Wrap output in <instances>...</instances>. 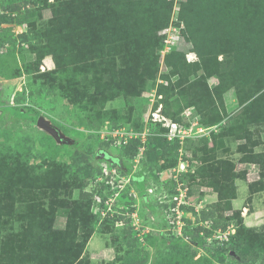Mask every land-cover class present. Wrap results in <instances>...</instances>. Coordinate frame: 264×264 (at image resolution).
<instances>
[{"label":"rangeland","instance_id":"obj_1","mask_svg":"<svg viewBox=\"0 0 264 264\" xmlns=\"http://www.w3.org/2000/svg\"><path fill=\"white\" fill-rule=\"evenodd\" d=\"M14 1L0 0V13ZM160 1L21 0V12L0 27V201L7 205L11 199L14 208L10 224L0 229V264L26 258L35 263L43 251L57 263L53 257L61 248L63 264H162L165 253H180L175 241L199 227L212 230H200L199 237L226 240L190 242L198 249L194 260L237 264L223 242L233 244L240 217L264 241V110L257 114L264 103V0ZM181 6L206 23L204 34L199 31L203 39L215 29L213 42L202 44L205 59L214 64L210 70L217 71L210 77L185 34ZM169 11L167 25L160 27ZM97 29L114 32L107 36ZM22 32L30 43L20 42ZM10 37L15 45L5 43ZM140 75L148 76L141 88L130 83ZM24 91L26 99L17 103ZM10 106L38 109L61 137ZM228 119L233 125L222 126ZM173 124L184 131L179 153L155 154L169 168L158 179L146 169L147 192L141 195L132 180L144 166L147 143L158 137L173 143ZM120 128L145 142L134 159L120 154L121 135L114 134ZM75 160L86 164L87 173H80L89 181L86 190L103 184L105 191L112 189L101 180L91 184L99 177L88 174L93 166L107 167L115 184L124 185L112 189L116 198L106 216L105 203L91 204L101 214L93 233L68 226L73 211L85 205L67 179ZM127 166L128 183L120 169ZM180 189L188 208L177 213L175 206L170 210V197ZM211 209L214 217L202 220V210Z\"/></svg>","mask_w":264,"mask_h":264},{"label":"trees","instance_id":"obj_2","mask_svg":"<svg viewBox=\"0 0 264 264\" xmlns=\"http://www.w3.org/2000/svg\"><path fill=\"white\" fill-rule=\"evenodd\" d=\"M150 1L155 2L156 4L163 2L160 0H150ZM205 1H208V0H192L191 2L195 4V2L198 3V2H205ZM149 5H151V4H149ZM147 6L148 5H145V7H147ZM22 8H23V5L21 4V0L14 1V2L10 3V5L5 6L4 11L2 13H0V27L5 23L12 22L13 13H15V12L20 13ZM168 8H169V6H168ZM181 9H182L181 18L186 24L185 34L188 36L189 40L191 39V41L193 42V44L196 48L195 51L198 53V55L201 57V59L203 61V69L206 72H208L207 73L208 75L206 77H210L213 74H215L214 72H217V71L214 69L210 70L209 67L213 66L214 64L210 65V61L205 59L206 53L204 52V47H202V44L204 42H207L206 44L208 46L213 42V38H215V29L213 30L214 34H211V35L209 33V30H208V33H209L208 37H210L208 39V41L203 39L200 32L202 34H204L203 28L206 26V23L199 20V18L195 17L193 14L194 11L186 12L185 6H183V7L181 6ZM30 13L33 14V11H31ZM170 15H171V12L169 11L168 16H166L162 19V23H161L160 27L167 25V22H168V19L170 18ZM208 15L209 14H205L204 17L208 18ZM260 22L262 23L261 26H263L262 32H264V14L261 16ZM7 31H9V29H3V32H7ZM113 32L114 31L110 30V29L104 30L103 32H101V31H99V29H97L98 34L101 33V34H105L107 36ZM19 36H20V42L21 43H25V42L30 43L31 38H30V35L28 32H22L19 34ZM113 36L114 35H112V37ZM161 40H162V38H161ZM161 40H158V45H161ZM5 43H8L10 45H13V44L15 45L16 40L12 39L10 37V38L6 39ZM263 71H264V68H263ZM155 73L156 72H148L147 74H149V76H154ZM134 78L135 79H133L130 83H135V84L138 83L140 88L145 85L146 78L144 79V75L135 76ZM126 80L128 81L127 78H126ZM101 82H102V80H101ZM119 83L122 84V81ZM121 84L117 85L119 90L123 88V85H121ZM260 87L262 88L263 86H260ZM137 92H138V90H137ZM242 96H244V95L240 94L239 98L241 99ZM262 96L264 97V95H262ZM262 96H261V98H263ZM25 99H26V92L25 91L21 95H17L15 97V100L17 103H20V102L24 101ZM10 110L12 112H16L19 116L27 117V118H30L33 120H38V118L41 114L40 111L36 108H29V111L24 112V111H21L20 108L17 106H10ZM261 110H264V103L261 106V109H259V111H257V114L262 113ZM223 118H224L223 116H220L219 121H221ZM231 125H233L232 120L228 119L225 122V124L222 126L231 127ZM64 130H65V132L68 131L67 128H64ZM105 143L108 146V145H110L111 141L105 142ZM144 146H145V142H143L140 137H132L128 140V142L121 144L120 154L123 158L127 157V158L134 159L138 155L141 147H144ZM180 147H181V143H180V140L178 138L173 143L171 141H169L166 137H158L156 140H153V139L149 140V142L147 143V149L145 152V160L143 161L144 166L137 174H134L135 179L133 178V180H132V182L139 189L141 195H146V192H147L146 187H145V185H146L145 184V178L142 179V177H144V175L146 174L145 173L146 169L149 168V174L151 176H154L156 179H158V177H159L158 173L160 171H163L164 169L169 168V167H166V165H161L159 163V161H157V158L154 157V156H156L155 154L159 153V152H164L168 149L173 150L175 154H178ZM83 162H84L83 160H82V162L80 160H75L73 165H71L69 167L70 169L73 168L75 171L74 170L68 171L70 174L67 177V179L72 181V185L74 187L79 188V192H80L79 193V202L85 203V205L82 204L79 209H76V211H73V217L70 218L68 226L71 225V227L74 228L75 232H77V230L79 228L84 227L88 232L93 233L97 230L95 227L99 223V221L101 220V216H100L101 214L99 215V213L98 214L94 213L91 209V204L93 202H95V198H94L95 193L96 192L101 193L103 198L106 199L107 198L106 192H108L109 190L105 191L106 187L104 184L100 187L97 185L98 189H95L96 188L95 187L94 188L95 192L94 191L91 192V191H88L85 189L88 186L89 181L85 180V178H84L85 175L83 176L80 174L81 172L87 173V170L83 169L86 167V164H83ZM115 165L117 166V164H115ZM120 169L123 171L124 174H127V175L131 174V172H132V169L129 166H127L126 170H124V168H120ZM102 173H103V168L101 166H93V167H91L90 172H88V174H90V176H92V177L100 176ZM11 185L12 184L10 183L9 186H11ZM218 189L219 188H217V190ZM219 190H221V189H219ZM193 192H194L193 190H190L189 194H193ZM221 196H222L221 198H224L223 195H221ZM150 206L152 208H154L153 204H150ZM165 206H167V205H165ZM182 208L185 209L188 207H186L185 205H182ZM13 214H14L13 200L10 199V202L7 205H6L5 200H3V202L0 201V229L3 228L2 226L10 224L11 219L14 216ZM214 215H215V212L213 211V209L202 210L200 217L202 220H207L209 218L214 217ZM119 218H121V217H119ZM106 220H108V219H106ZM104 224H105V222H102L101 225H104ZM226 226L227 225H224L222 228L226 229L227 228ZM238 229H239L238 232L234 234L233 244H232V241H224L223 242V245H226V247H224V251L227 253H230V255H232L233 257H237L238 258L237 264H264V257H263L264 256V241L261 238H259V234L256 233L251 228H248V227H246V225H244L243 217H240V219H239ZM200 230L205 231V233H207L208 235L212 233L211 229H206L204 227H199L198 229H196L194 231V233L192 235L190 233L186 232L185 233V236L187 237L186 239L184 237H181L180 239H177L175 241V245L177 247L181 246V248H182L180 253H178L177 256H174L173 255L174 253H171V252L165 253V258L162 261V264H179V263H177V260H179V259L186 260L185 264H212V263L206 262L204 258L203 259L200 258L199 260H194L195 256L198 253V249L193 248L192 245L190 244V242H194L197 246H203L204 244H206V241H207L206 239L203 238V236L199 237V231ZM128 233H130V232L128 231ZM37 251L39 252L38 249H37ZM232 251L234 252V254ZM34 252L35 251H33L32 253H34ZM246 252H251L250 257L247 259L244 258V253H246ZM40 253L42 255L39 257L40 259H38V261H35V263L32 262V260L26 258V260H24L20 264H63V263H67V262H65L64 259H62L63 262L62 261L60 262L62 255H64L66 253L65 249H63V248H61L58 251L56 257H53V259L56 261L58 260L59 263L58 262L57 263L50 262V259L48 260V258L49 257L51 258L52 254L48 253L47 251H43V253L42 252H40ZM259 255H261V256H259ZM218 260L221 262H224L225 258L222 256H218ZM165 261H167V263H165ZM73 263H71V264H73Z\"/></svg>","mask_w":264,"mask_h":264},{"label":"built area","instance_id":"obj_3","mask_svg":"<svg viewBox=\"0 0 264 264\" xmlns=\"http://www.w3.org/2000/svg\"><path fill=\"white\" fill-rule=\"evenodd\" d=\"M174 125V126H173ZM172 125V128L169 130V132H168V137L170 138V139H177V138H180V136H183V133H184V131H182L181 129H179L178 127H177V125L176 124H173ZM123 128H120V129H117L116 130V132L114 133L115 135H117V134H120L121 135V137H120V143L122 144V143H126V142H128V140L130 139V138H132L133 137V135L132 134H130L129 132H127V133H124L123 132ZM136 137V136H135ZM142 141L144 142V140L142 139ZM113 173H117V170L116 169H114L113 170ZM109 175H110V170H108L107 169V167H104L103 168V173L99 176V177H97L91 184H93V185H96L97 186V182H98V180H101V181H105V182H107V183H110V184H112V189H114V190H116V186L118 187H121V186H124L123 185V183H120L119 185L117 184V182H116V184H115V179H114V177H109ZM115 180V181H114ZM126 180H127V183L128 182H130V180H131V176L130 175H128V177L126 178ZM123 182V181H122ZM116 185V186H115ZM109 186V185H108ZM95 188V187H94ZM111 189V186H110V188H109V193H106L107 194V198L106 199H104L103 198V196L101 195V193H99V192H96L95 193V196H94V198H95V201H96V203L99 205V207H102L103 205L102 204H106V206H105V208H104V211H103V214L105 215V214H108L109 213V211L112 209L110 206L108 207V204H110V202L111 201H114L115 200V198H116V196H115V191H113ZM151 190V192L152 191H154V189L152 188V189H150ZM182 190L183 189H180V191H181V193H180V191H179V193L178 194H176L174 197H170V198H173L172 199V201H171V204H170V210H171V208H172V206H175V211L178 213L179 212V209L181 208L182 209V205H184L186 202H185V197H186V195L184 194V193H182ZM91 191V190H90ZM91 192H93V191H91ZM111 192H113V193H111ZM111 193V194H110ZM116 194H118V193H116ZM183 195L182 196V198H180V195ZM185 196V197H184ZM115 197V198H114ZM185 202V203H184ZM104 204V205H105ZM106 216V215H105ZM179 222V221H178ZM179 232L181 233L182 232V227L180 228V230H179ZM226 234H228V232H226ZM226 234H225V237H226ZM221 238V236L220 235H215L214 234V236L212 235V236H208L207 237V240L209 241V242H211V243H213V242H215V243H218V242H220V240H226V239H220ZM220 239V240H219ZM228 239V238H227Z\"/></svg>","mask_w":264,"mask_h":264},{"label":"water","instance_id":"obj_4","mask_svg":"<svg viewBox=\"0 0 264 264\" xmlns=\"http://www.w3.org/2000/svg\"><path fill=\"white\" fill-rule=\"evenodd\" d=\"M38 124L50 131L56 138L61 137V130L56 127L55 125L51 124L49 120H47L44 116H39L38 118Z\"/></svg>","mask_w":264,"mask_h":264},{"label":"crops","instance_id":"obj_5","mask_svg":"<svg viewBox=\"0 0 264 264\" xmlns=\"http://www.w3.org/2000/svg\"><path fill=\"white\" fill-rule=\"evenodd\" d=\"M183 162V161H182ZM183 164H184V162H183Z\"/></svg>","mask_w":264,"mask_h":264},{"label":"bare ground","instance_id":"obj_6","mask_svg":"<svg viewBox=\"0 0 264 264\" xmlns=\"http://www.w3.org/2000/svg\"><path fill=\"white\" fill-rule=\"evenodd\" d=\"M182 164H183V162H182Z\"/></svg>","mask_w":264,"mask_h":264}]
</instances>
